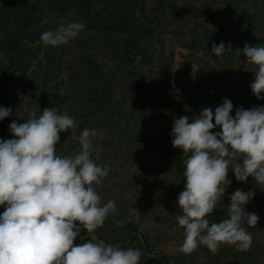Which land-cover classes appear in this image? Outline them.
I'll list each match as a JSON object with an SVG mask.
<instances>
[{"label": "trees", "instance_id": "16d2710c", "mask_svg": "<svg viewBox=\"0 0 264 264\" xmlns=\"http://www.w3.org/2000/svg\"><path fill=\"white\" fill-rule=\"evenodd\" d=\"M60 19L86 27L68 44L45 45L41 34ZM221 42L232 51L216 56L212 45ZM245 43L264 45V0H0V107L12 109L0 120V139L14 138L9 125L25 122L33 108L39 116L53 107L77 124L75 133L59 134L57 154H74L85 128L104 135L93 138V159L111 171L96 191L117 212L94 233L82 230L74 244L137 248L139 264H264V186L252 177L238 182L231 171L223 206L207 218H228L231 194L254 190L245 205L259 216L248 228L251 248L178 251L184 230L177 200L188 154L173 147L172 127L182 115L215 112L224 99L233 117L237 107L264 106L251 90L256 66L237 52Z\"/></svg>", "mask_w": 264, "mask_h": 264}, {"label": "clouds", "instance_id": "9594fccd", "mask_svg": "<svg viewBox=\"0 0 264 264\" xmlns=\"http://www.w3.org/2000/svg\"><path fill=\"white\" fill-rule=\"evenodd\" d=\"M85 27L84 22L60 19L57 28L44 31L40 40L51 46L68 44ZM211 51L222 56L232 48L221 42L213 44ZM237 52L256 66L251 90L257 100L264 99V45L245 43ZM233 107L224 99L215 112L205 107L191 120L182 115L172 127L173 147L188 154L183 172L186 183L177 200L181 214L176 217L184 230L178 251L185 255L201 245L212 254L223 245L241 252L252 246L248 228H255L259 216L247 212L245 205L254 198V190L231 194L228 218L218 223L207 218L223 206L230 171L238 182L252 177L259 187L264 186V106L237 107L234 117ZM38 111L33 108L25 122L9 125L14 138L0 139V206L4 207L0 264H139L142 253L137 248L122 249L102 241L74 244L82 230L94 233L117 212L116 203H102L96 191L111 171L93 159V153H99L93 138L102 140L104 135L85 128L79 135V149L61 156L57 154L59 134L75 133L74 117L57 107L45 108L39 116ZM11 114V108L0 107V120ZM217 127L220 131L213 132Z\"/></svg>", "mask_w": 264, "mask_h": 264}, {"label": "rangeland", "instance_id": "374dc122", "mask_svg": "<svg viewBox=\"0 0 264 264\" xmlns=\"http://www.w3.org/2000/svg\"><path fill=\"white\" fill-rule=\"evenodd\" d=\"M167 41V40H166ZM169 42L167 41L166 43H165V47L167 48V49H169ZM176 49V51L178 50V48H175ZM175 62H177L178 61V55L177 56H175ZM174 67H177V66H174ZM174 69V68H173Z\"/></svg>", "mask_w": 264, "mask_h": 264}]
</instances>
